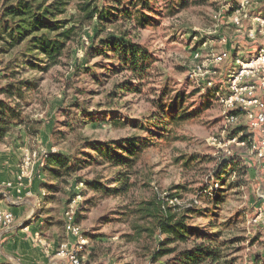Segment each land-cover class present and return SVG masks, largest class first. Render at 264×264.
Returning <instances> with one entry per match:
<instances>
[{
    "label": "rangeland",
    "instance_id": "obj_1",
    "mask_svg": "<svg viewBox=\"0 0 264 264\" xmlns=\"http://www.w3.org/2000/svg\"><path fill=\"white\" fill-rule=\"evenodd\" d=\"M180 1L154 0L153 9L144 12L143 16L150 18V21L143 28L136 26L135 21L132 23L134 29L124 25V30H130V39L143 45L154 58L150 70L142 79V93L139 95H123L108 105L106 94L114 85H120L130 77L123 72L114 74L107 71L111 63H101L99 57L87 59L85 54L91 43L96 46L98 40L105 36L103 33L91 42L89 37L93 38L94 27L84 29L65 66L51 69L47 74L30 72L23 67L14 69L15 79L33 81L36 88L29 92L27 104L20 103L24 106V126L29 132L22 126L14 128L10 147L0 146L1 152L7 154L11 166L15 167L12 174L16 173L14 171H17L25 154L32 156L37 153L33 159V176L26 186L32 195L24 196L23 200L35 205L42 219L52 223L56 238L61 243L69 239L63 228V212L72 204L77 224L88 238L85 264H147L149 259L140 257L137 247L124 238L127 234L126 222L118 220L116 216L122 206L119 198L101 200L90 192H85L81 197L84 187H76L70 182L64 192L57 193L54 200L45 205L47 192L44 197H39L36 189L40 184H45L48 177L37 168L35 160L49 151L73 156L81 148V138L110 142L144 136L142 129L128 122L134 120L138 125L144 122L153 111L147 98L164 88L170 95H183L184 107L191 116L173 127L174 135L179 139L150 147L142 154L134 176L137 185L128 195L147 196L149 190L140 188L142 180L146 179L150 182L149 189L162 195L178 192V206L189 207L194 201L197 209L211 211L213 206L204 193L208 191L214 194L221 188L216 196H224V199L216 209L217 215L212 222L221 223L222 218L240 213L242 223L239 228L244 241L238 245L237 264H264V163L255 156L250 146L230 145V156L237 157L238 171L227 178L237 185L230 188L224 185L225 180L222 185L215 184L214 180L219 162L230 157L223 153L222 144L233 131L246 127L241 118L235 124H226L224 108L216 95L207 94L201 84L203 80L214 82L222 76V89L226 91L224 75L228 59L214 68L217 73L206 72L201 77L193 74L192 58L195 50H199L202 61L209 53L223 50L231 54L233 49H237V56H242L253 54L258 47L264 48V28L259 30L252 20L254 16L264 14V0H252L247 5L239 29L229 25L225 16V6L237 0H182L186 3L184 5ZM218 14L220 16L215 21L214 16ZM250 31L252 37L249 36ZM219 38H224L225 43L219 42ZM205 41L206 45H201ZM14 53L0 57V70ZM95 63L106 66V70H94L92 66ZM5 85L6 81L0 80V87ZM262 95L264 97V90ZM70 104H80L94 117L79 123L78 112L70 111L66 116ZM97 104H101V107ZM67 120L72 128L64 125ZM115 120L128 124L114 126L111 122ZM254 139L257 141L258 137L254 136ZM93 167L78 171L74 179L90 180L100 171L99 167ZM31 182L38 184L34 191L30 188ZM178 186L184 188L178 190ZM2 189L10 193L9 196H14L11 189L5 191L2 185L0 193ZM75 193L78 195L74 196ZM33 210L34 217L37 212ZM207 223L202 215L189 221L190 225L197 227ZM168 258L164 257L159 262ZM59 264L68 263L63 260Z\"/></svg>",
    "mask_w": 264,
    "mask_h": 264
},
{
    "label": "trees",
    "instance_id": "obj_2",
    "mask_svg": "<svg viewBox=\"0 0 264 264\" xmlns=\"http://www.w3.org/2000/svg\"><path fill=\"white\" fill-rule=\"evenodd\" d=\"M153 1L0 0V57L15 52L0 70V80L6 81L5 87H0V146H9L16 127L22 126L29 132L24 126V106L20 103L27 104L29 92L36 86L33 81L15 79L14 69L23 67L30 72L47 74L51 69L65 66V61L71 57L72 48L78 44L87 27H94L93 38L89 37L91 42L105 34L96 46L91 43L85 54L87 59L99 57L101 63H111L107 71L114 74L123 72L130 77L122 84L114 85L106 94L108 105L120 96L141 94L142 79L150 70L154 58L143 45L130 39V30L123 28L124 25L132 27L134 21L136 26L143 28L150 21V18L143 16L144 12L153 9ZM180 3L186 4L182 0ZM237 52V49H233L227 58L229 64H226L227 71L224 70L225 78L234 68L236 59H247L252 54L237 56ZM101 65L95 63L92 68L104 70L106 66ZM212 83L211 88H205L207 94L226 92L222 89V76ZM166 91L164 88L160 92H153L147 98L153 111L144 122H139V125L134 120L128 122L142 129L144 136L110 142L81 138V148L73 156L47 152L44 165L40 168L48 177L41 186L47 192L45 201L52 202L55 195L64 192L70 182L76 187L81 183L84 187L81 197L85 192H90L101 200L119 198L122 206L116 216L118 220L126 222L127 234L124 238L137 247L140 257L149 259L147 264H237L238 245L244 241L239 228L242 223L241 214L222 218L221 223L212 222V218L217 215L216 209L224 199V196H216L221 188L214 194L208 191L204 193L213 206L211 211L197 209L194 201L189 207L178 206V192L162 195L156 190H150V182L146 179L142 180L140 188L149 190L147 196L128 195L137 185L134 176L142 154L150 147L179 139L174 135L173 127L191 116L184 107L183 95H170ZM97 106L101 107V104ZM67 111L66 116L70 111L78 112L79 123L94 117L80 104H70ZM229 113L238 114L235 111ZM111 123L114 126L128 124L117 120ZM64 125L72 128L68 120ZM232 135L248 141L252 134L242 126L233 131ZM236 160V156H230L219 162L214 174L215 184L222 185L225 180L224 185L230 188L237 185L227 178L238 171ZM92 165L99 167L100 171L90 180L74 179L78 171ZM183 188L178 186L177 189ZM197 215H202L208 223L203 227L190 225L189 221ZM164 257L169 258L159 262Z\"/></svg>",
    "mask_w": 264,
    "mask_h": 264
},
{
    "label": "built area",
    "instance_id": "obj_3",
    "mask_svg": "<svg viewBox=\"0 0 264 264\" xmlns=\"http://www.w3.org/2000/svg\"><path fill=\"white\" fill-rule=\"evenodd\" d=\"M251 1L237 0L235 3H229L225 6V16H227L229 25L236 29L241 28L244 11ZM219 16L220 14L214 16L215 21ZM252 20L259 30L264 28V14L256 15ZM249 36H253L252 31L249 32ZM225 41L224 38H219V42L225 43ZM206 43L207 41L201 45H206ZM228 57L229 53L223 50L218 53H209L201 61L202 57L199 50H195L192 54L193 74L201 77L206 72L215 74L217 70L214 68L222 64ZM201 84L205 88H211L213 85L212 81L208 79L203 80ZM225 85L226 92H216L215 95L219 104L224 108L226 124H235L241 118L245 122L247 130L258 137V140L256 141L253 136L248 141H244L231 134L222 144L223 153L225 156L231 155V150L228 148L230 145L239 147L247 145L250 146L255 156L264 163V97L262 95L264 90V48L258 49L247 59H236L234 68L226 76ZM231 111L238 114L229 113ZM36 154L33 153L32 156L25 154L15 173V183L4 184L6 190L11 189L10 191L13 192L16 201L23 200L24 196H31V192L26 189V183L30 182L32 178L33 159H35ZM40 155V159L35 160L38 168L43 167L46 153ZM78 186L83 187L81 183ZM13 222L14 215L7 210L0 209V227H9ZM63 228L69 239L59 244L53 252L49 244L39 238H36L37 244L42 247L47 255L64 259L69 264H85L84 252L88 245V239L77 224L72 204H69L64 210Z\"/></svg>",
    "mask_w": 264,
    "mask_h": 264
},
{
    "label": "crops",
    "instance_id": "obj_4",
    "mask_svg": "<svg viewBox=\"0 0 264 264\" xmlns=\"http://www.w3.org/2000/svg\"><path fill=\"white\" fill-rule=\"evenodd\" d=\"M1 149L0 186L5 183H15V174H12L15 167L11 166L12 162H9L7 154H1ZM33 172L34 170L32 176ZM28 184L29 182L26 183V186ZM37 185V183L31 182V190L34 191ZM41 186L40 184L36 192L39 197H44L46 191ZM2 191L0 193V209L11 212L14 215L15 222L9 227H0V264H59V262H62L64 259H57L52 255L45 254L42 247L36 242V238H39L49 244L52 252L61 243L56 238L52 223L42 219L35 205L32 206L30 202L25 203L24 200L16 201L15 196H9L10 193L4 192L3 189ZM5 191L7 190L5 189ZM44 204L48 203L45 201ZM33 209L37 212L34 217ZM43 217L45 216L43 215Z\"/></svg>",
    "mask_w": 264,
    "mask_h": 264
}]
</instances>
